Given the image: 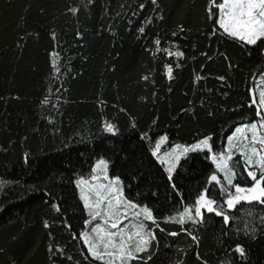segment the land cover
Here are the masks:
<instances>
[{
    "label": "trees",
    "instance_id": "16d2710c",
    "mask_svg": "<svg viewBox=\"0 0 264 264\" xmlns=\"http://www.w3.org/2000/svg\"><path fill=\"white\" fill-rule=\"evenodd\" d=\"M204 5L205 0H0V264H75L81 259L80 242L73 241L63 221L80 229L73 180L88 177L101 156L109 160L110 174L121 176L126 192L141 194L159 209L157 215L182 210L164 166L150 155L153 144L140 133L149 132L153 140L167 133L168 145L191 143L208 133L217 143L226 142L225 133L252 115L250 73L264 65V45L246 49L231 40L206 39ZM180 25L186 31L178 43L187 59L174 67L169 81L163 64H175V58L154 60L145 49L157 35L170 40ZM55 53L67 73L58 79L51 63ZM145 75L151 76L147 83ZM197 76L205 79L194 83ZM58 87L60 101L53 107ZM46 95L52 103L44 105ZM105 121L117 124V135L103 131ZM210 170L203 153L181 161L174 180L185 202H191ZM248 208L239 205L232 215L246 220ZM254 210L264 215L260 206ZM256 224L254 236L237 235L233 227L226 238L222 218L206 213L194 242L183 232L169 236L179 226L161 222L165 231L157 230L159 244L144 254L145 264H202L197 253L207 264H220L225 257L234 264H264V228ZM235 242L247 248L245 259L227 251ZM50 243L66 251L54 255Z\"/></svg>",
    "mask_w": 264,
    "mask_h": 264
},
{
    "label": "snow or ice",
    "instance_id": "6c2138e0",
    "mask_svg": "<svg viewBox=\"0 0 264 264\" xmlns=\"http://www.w3.org/2000/svg\"><path fill=\"white\" fill-rule=\"evenodd\" d=\"M155 4L156 0H152ZM143 9L145 5H138ZM77 7H71L73 14L78 12ZM135 14V13H134ZM204 17L207 28L204 36L211 40H231L238 42L242 47L264 45V0H205ZM162 19V17H161ZM151 20H149V23ZM140 36L145 34V27L138 29ZM186 30L183 25L178 26L171 33V39L162 41L159 35L152 40V46L146 48L155 60L159 55L175 58V64L164 63V75L171 81L174 79V67H182L180 61L187 59L185 51L178 43L182 39V33ZM81 36L79 32L76 34ZM55 39V33H52ZM166 46H162L165 45ZM195 48V45H193ZM250 54V53H249ZM207 56V53H203ZM233 67L226 53H221ZM264 55V49L261 50ZM52 60L54 79H58L62 73L59 61V53H55ZM211 61L212 57H207ZM205 66L201 65L203 69ZM253 87L248 89V108L251 117H244L237 121L230 134L225 133L226 142L222 139L219 143L213 133L203 134L191 143H172L166 151L162 147L169 144L167 133L159 135L153 140L149 132L140 133L141 139L153 144L150 155L160 164L165 166L167 180L173 193L181 202L182 210H174V214L157 215L159 209H154L143 201L141 194H129L126 185L120 175L110 174V162L103 156L96 159L90 166V174L86 178L79 175L73 180L78 192V206L81 210V225L79 230H74V225L65 218L64 227L68 230L73 241L80 242V260L75 264H145V255L154 245L159 244L157 230L164 232L160 227L161 222L173 223L179 226L180 231H171L167 234L171 237L186 233L194 242L198 237L194 234L195 228L204 222L205 214H215L222 218V233L224 237L232 235L231 228H235V234L243 233L244 236H254L257 231L256 221L259 227L264 228V215L254 210L258 205L264 209V65L257 72L250 73ZM151 76L142 77L145 83ZM205 79L197 76L194 83ZM221 83L226 82L225 76L216 77ZM257 80L259 86L257 87ZM62 87V86H61ZM56 103L58 107L61 88H56ZM44 105L52 103L51 97L46 95L41 102ZM192 104V101H189ZM182 112L186 109H182ZM209 115H212L210 112ZM103 131L113 136L117 135L119 128L111 121H105ZM132 127L136 124L133 121ZM190 153H203L204 158L210 161L211 170L206 176L203 186L198 185L196 194L191 202L184 201V193L177 188L174 173L182 160H186ZM25 162L28 159L25 154ZM249 206L245 212L246 220L234 217L232 212L239 205ZM59 212L60 205L53 204ZM242 223L243 227L237 226ZM188 225H191L190 229ZM45 227H49L45 221ZM51 236V232L49 233ZM49 252L63 253L65 248L59 244H49ZM228 252L240 257L247 256V248L242 242H235ZM202 264L207 261L199 257ZM72 260V257H68ZM147 259H151L150 256ZM176 264H180L179 260ZM220 264H234L230 257L221 259Z\"/></svg>",
    "mask_w": 264,
    "mask_h": 264
},
{
    "label": "rangeland",
    "instance_id": "374dc122",
    "mask_svg": "<svg viewBox=\"0 0 264 264\" xmlns=\"http://www.w3.org/2000/svg\"><path fill=\"white\" fill-rule=\"evenodd\" d=\"M258 86H259V84H258ZM258 86H257V87H258ZM170 146H171V145H165V146H163V147H162V152H163V151H166L167 148L170 147ZM164 167H165V166H164ZM86 178H87V177H86Z\"/></svg>",
    "mask_w": 264,
    "mask_h": 264
}]
</instances>
